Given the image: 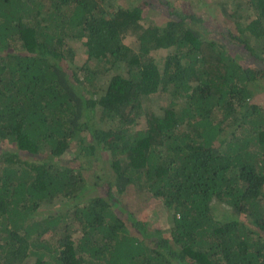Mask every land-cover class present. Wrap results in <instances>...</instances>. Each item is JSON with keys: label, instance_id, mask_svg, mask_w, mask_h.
<instances>
[{"label": "trees", "instance_id": "1", "mask_svg": "<svg viewBox=\"0 0 264 264\" xmlns=\"http://www.w3.org/2000/svg\"><path fill=\"white\" fill-rule=\"evenodd\" d=\"M148 4L0 0V264H264V0Z\"/></svg>", "mask_w": 264, "mask_h": 264}, {"label": "rangeland", "instance_id": "2", "mask_svg": "<svg viewBox=\"0 0 264 264\" xmlns=\"http://www.w3.org/2000/svg\"><path fill=\"white\" fill-rule=\"evenodd\" d=\"M116 5L120 6H130L139 4L142 2H149L148 5L143 8V16L147 19H151L154 23L158 25L164 24L170 17L167 9H178L187 13H196L205 18L210 32L206 35L208 38L220 39L222 37V31L231 27V23L227 21L223 12L221 10V2L224 0H113ZM230 1V0H229ZM233 1V0H232ZM72 49L74 50V66L81 65L85 60V47L81 40H72L70 42ZM153 54V52H152ZM165 51L157 50L154 52L156 58L163 57ZM260 94V95H259ZM259 98L264 99V93H257ZM264 105V104H263ZM98 112V111H97ZM144 126L143 121L140 119L136 124V128H142ZM106 152L103 156H106ZM105 164L106 159L104 160ZM108 169V165L106 167ZM96 171H86L88 181L91 183L97 179L98 186L94 189H90L88 195H98L102 194L104 190V180H98V177H93ZM120 202L125 205L128 209L133 212L144 211L146 213L151 212L147 219L152 222L155 226H160L161 228L168 229L170 225V212L166 209H161L159 206V201L153 199L152 197H147L143 191H137L133 187L128 188V190L122 194L120 197ZM63 202H56L45 206L43 211L49 212L48 210L51 206H56L55 209L62 207Z\"/></svg>", "mask_w": 264, "mask_h": 264}]
</instances>
